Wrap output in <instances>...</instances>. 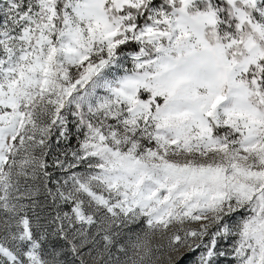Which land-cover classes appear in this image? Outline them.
Here are the masks:
<instances>
[{
  "label": "snow or ice",
  "instance_id": "obj_1",
  "mask_svg": "<svg viewBox=\"0 0 264 264\" xmlns=\"http://www.w3.org/2000/svg\"><path fill=\"white\" fill-rule=\"evenodd\" d=\"M0 264H264V0H0Z\"/></svg>",
  "mask_w": 264,
  "mask_h": 264
}]
</instances>
